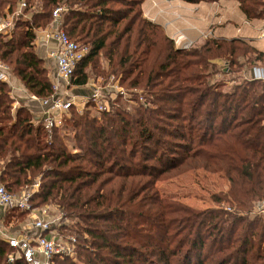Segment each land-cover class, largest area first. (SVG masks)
I'll list each match as a JSON object with an SVG mask.
<instances>
[{"label":"trees","instance_id":"16d2710c","mask_svg":"<svg viewBox=\"0 0 264 264\" xmlns=\"http://www.w3.org/2000/svg\"><path fill=\"white\" fill-rule=\"evenodd\" d=\"M18 1L0 0V14ZM144 1L25 0L23 13L31 17L20 16L21 30L11 36L0 33V60L30 93H55L35 41L63 7L62 28L89 49L74 86L87 85L93 69L147 91L152 106L127 110L114 101L101 118L72 112L64 120L74 128L75 153L60 127L49 133L24 105L13 112L12 89L0 81V182L19 193L38 178L32 205L51 204L74 222L59 229L80 238L79 261L56 257L54 264H264V214L250 215L264 200V80L243 77L229 89L208 81L221 70L216 60L242 72L264 64V51L242 38L180 48L144 16ZM237 1L248 19H264V0ZM195 168L225 174L228 190L212 198L231 211L196 209L159 194L158 179ZM0 264L27 263L0 238Z\"/></svg>","mask_w":264,"mask_h":264},{"label":"built area","instance_id":"2783aa9c","mask_svg":"<svg viewBox=\"0 0 264 264\" xmlns=\"http://www.w3.org/2000/svg\"><path fill=\"white\" fill-rule=\"evenodd\" d=\"M20 5L26 6L25 0H22ZM63 10V7H57L53 11L51 24L47 28L39 30L35 41L37 45L42 42L48 43L49 55L55 61L57 76L61 81L54 85L55 93L51 97L41 99L46 106L44 123L49 133L52 132L53 128L64 125V119L68 116L71 106L75 104L76 98L74 96L59 95L60 85L63 82L66 85L65 90L74 86L76 66L89 50L88 46L72 40L62 28ZM13 28L12 12H7L0 18V33L11 36ZM261 36L264 38V30L261 32ZM50 41H53L54 44L50 45ZM12 73L10 66L0 60V81L8 83L12 87ZM254 78L264 80L263 66L255 71ZM91 97L96 103L99 102V111L108 109L103 103L106 100L101 98L98 92H93ZM34 185L39 186V182ZM36 190L35 188H27L22 189L19 193H12L3 184H0V205L17 206L21 210L30 211L33 219L29 222V228L42 231L37 235L25 232L16 236H8L3 231L4 224L0 219L2 238L8 241L27 264H54L56 257L76 259L78 239L59 229V225L64 222L61 214L55 222L48 210L49 208L37 211L31 202V197ZM250 214L253 216L264 214V200L257 202ZM56 225L59 230L56 229ZM8 260L12 262L14 255L10 254Z\"/></svg>","mask_w":264,"mask_h":264},{"label":"crops","instance_id":"0c3cea01","mask_svg":"<svg viewBox=\"0 0 264 264\" xmlns=\"http://www.w3.org/2000/svg\"><path fill=\"white\" fill-rule=\"evenodd\" d=\"M157 1L152 0V4L154 3L153 5L157 7L164 6V1L169 4L168 6H165L167 9L162 14L159 12L160 18L155 14L152 15L150 11H148L150 15L147 14L145 2H148V0H145L143 3L144 15L153 22L160 24L164 28L166 34L170 36L180 48H185L186 44L190 45L186 48H191L202 44L207 39L242 38L257 49L264 51V49H261L260 47L262 43L260 44L259 42L264 39L261 36V32L264 30V19H248L240 9V4L237 0H219L214 2L201 1L199 3H191L185 0ZM152 9H154V7H152ZM158 19L161 21H157ZM49 43L50 45L54 44L53 41H50ZM47 44L48 43L44 42L38 45L36 44L37 52L46 61L47 66H51V79L55 85L57 82L61 81L57 76L55 61L49 55V46ZM215 62L221 64L223 63V60L219 59ZM262 66L264 67V64L257 62L252 67H245L242 71L243 76L255 79V71ZM60 87L59 95L69 97L74 96L75 98L78 97V92L81 94L84 93L87 97L91 95L90 88L86 85L83 87L75 86L74 90L77 89V92L75 93L73 92L74 90H65L66 85L63 82ZM11 89L12 96L14 97L12 103L13 112H15L18 107L24 105L32 111V121L34 123L44 121L46 106L42 103L40 98L28 91L23 82L14 72L12 73ZM0 184L2 183L0 182ZM21 212H25L24 214L26 215L23 220H21ZM0 219L4 224L3 231H5L8 236H16L25 232L37 235L42 232L41 230L29 228V222L33 219L32 213L28 210H21L17 206L11 207L0 205ZM0 238L3 239L1 233Z\"/></svg>","mask_w":264,"mask_h":264},{"label":"rangeland","instance_id":"374dc122","mask_svg":"<svg viewBox=\"0 0 264 264\" xmlns=\"http://www.w3.org/2000/svg\"><path fill=\"white\" fill-rule=\"evenodd\" d=\"M153 4H152V0H148V2H145L146 12L147 14H149L148 11H150L152 15L155 14L159 18H160L159 12L162 14L167 9L165 6L169 5L168 2L166 1H164L163 3L164 6H160V7L154 6ZM25 7L26 6H21L20 2L18 1L17 4L14 6L13 11H11L12 23H14V28L12 30V33L14 32L15 29L19 28L21 30V26L16 28L20 16L23 19H29L31 17V13H26V14L23 13ZM152 7H154V9H152ZM7 10L8 8H6L0 14V18L5 15ZM157 21H161V20L158 19ZM259 42L260 44L262 43V45L260 46L261 49H264V39ZM187 46L190 45L186 44V47ZM35 49L37 50V46L35 47ZM218 67H220L219 69H221L220 72H217L211 75L210 77H208V81L210 83H217V84L219 83L222 89H229L234 84L240 82L241 79L244 77L243 72L237 71L235 67L231 68L225 62L219 64ZM10 68L14 72L12 66H10ZM48 70H49V75L52 78L51 66L48 67ZM88 83L89 84H87L86 86L90 88L91 95L93 92H98L101 98L106 100L103 101V103L106 104V106L108 107L107 110L112 109L111 105L114 101L123 104L124 108H126L127 110L131 109L132 106L136 105L137 103L140 102L148 103L149 101L150 96L148 95L147 91L144 92L142 89L136 90L134 88H129L127 87L126 84H120L119 78H115L113 76L109 77L108 79H105L102 77V75L96 74L93 69L89 70ZM93 83L94 85H92ZM74 89L75 86H73V88L69 90L72 91ZM95 89L96 91H94ZM76 90H74L73 92L74 93L77 92ZM77 95L78 97L75 99V104L71 106L68 116L66 118H70L72 112H78V113L89 112L91 115L94 116L97 115L98 118L102 117L101 112L103 111H99V106H98L99 102L96 103V101L92 99L91 95L87 97L84 93L81 94L79 92L77 93ZM148 105L151 107L152 106L151 102H149ZM65 121L66 120H64V125L60 127L61 130L60 133H62L64 140L68 145V149L71 150L72 152L77 153L78 150L75 148L76 146L74 140V128L68 122H66L65 124ZM1 165L2 163L0 162V170H1ZM171 173L158 179L155 184L156 189L163 198L179 201L196 209L224 207L226 210L229 211L232 210L231 206H229L226 202L217 203L212 198L213 194L219 192H226L229 188V181L224 173L221 172L214 173L207 171L204 168H199V169L195 168L183 172H176L172 174ZM36 180L35 183L39 182L38 178ZM35 183L26 185L23 187V189H27V188L38 189L39 186H35L34 185ZM35 208L37 209V211L42 210L43 208H49L48 210L50 211V214L54 218V221L57 222L56 220L57 217L60 215V213L58 212V209L55 206L48 204V205L35 206ZM25 217L26 215L24 214L21 220L25 219ZM64 222L70 224L74 228L76 227L73 224L74 222L72 221H68L66 219L64 220ZM56 229L59 230L57 225H56ZM62 231H64L69 235L75 236L79 242L80 238H78L76 234L69 232L68 228L63 229ZM83 236L87 237L88 235L85 233L83 234ZM73 260L79 261L78 255L76 256V259Z\"/></svg>","mask_w":264,"mask_h":264}]
</instances>
